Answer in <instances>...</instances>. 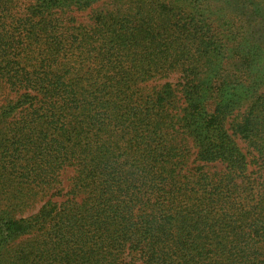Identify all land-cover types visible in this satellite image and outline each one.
<instances>
[{
  "label": "trees",
  "instance_id": "16d2710c",
  "mask_svg": "<svg viewBox=\"0 0 264 264\" xmlns=\"http://www.w3.org/2000/svg\"><path fill=\"white\" fill-rule=\"evenodd\" d=\"M98 1L0 0V264H264V0Z\"/></svg>",
  "mask_w": 264,
  "mask_h": 264
},
{
  "label": "rangeland",
  "instance_id": "374dc122",
  "mask_svg": "<svg viewBox=\"0 0 264 264\" xmlns=\"http://www.w3.org/2000/svg\"><path fill=\"white\" fill-rule=\"evenodd\" d=\"M125 0H100L96 3H94L92 6L88 7V9L84 10V11H77L74 7H71L69 10H67L66 15H69V17H73L75 18V23L79 24L82 21H87V18L90 16V12L92 10L95 9H108L110 7L113 6H117V5H121L124 3ZM177 80V75L176 74H172L171 76L169 75L167 78H157V79H152L150 81H148L146 83V85L148 87L156 85V86H160L161 84H163L165 81H170L172 83H175ZM264 91V87H262L261 90H259V92H263ZM16 93L13 91L11 92V97H15ZM176 100H177V109H173L172 111V115H173V120H175L177 118L178 113L180 112V108L184 105L183 104V100L181 98V94L178 91H176ZM245 107L242 106L241 109L239 111H235L231 117L228 119V123L230 124H226V126L231 127L229 128V132L232 131V126L233 123L235 121H233V119H239L240 115L242 113H244ZM232 123V124H231ZM177 128V126H175V129ZM177 134L178 138L181 137H185L184 134H182L180 131H178L177 133H175V135ZM236 140L238 141L239 145L242 147L243 151L247 152V151H251L250 148L247 146V143L244 142L243 139H239L238 137L236 138ZM186 145L189 149V156H188V160H187V164L188 165H197L198 163L194 164V159H195V146L192 143V141L190 140V138L186 139ZM251 154H248V157L250 158ZM207 167L206 169H208L209 171H214L215 169H220L222 168V166L219 163L216 162H210V163H206ZM258 172L260 173L261 171L258 169L257 163L252 162V164L249 165L248 170H247V174L250 175V177L254 178L256 177V173ZM73 175H74V171L72 169V167H64L62 168L58 175H57V183H55L51 188L48 190L47 194L44 196V200L46 199H50L53 202H62L65 199H67L69 197V189L70 186L72 184L73 181ZM259 180H261V178L259 177ZM54 193V194H52ZM40 202H37V204L35 206H37ZM34 205V204H33ZM32 211V210H31ZM34 211V208H33Z\"/></svg>",
  "mask_w": 264,
  "mask_h": 264
}]
</instances>
